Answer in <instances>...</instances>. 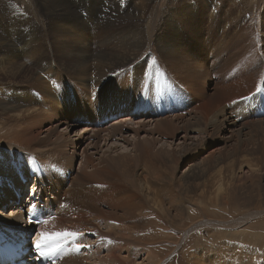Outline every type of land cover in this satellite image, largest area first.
<instances>
[{
    "label": "rangeland",
    "instance_id": "374dc122",
    "mask_svg": "<svg viewBox=\"0 0 264 264\" xmlns=\"http://www.w3.org/2000/svg\"><path fill=\"white\" fill-rule=\"evenodd\" d=\"M43 1V7H46L49 0ZM248 1L202 0V2H196L194 5L196 6L195 9H198L197 4L199 3L200 5L203 4V9L200 10L199 14H196L197 17L199 15L198 19L190 26V29L185 31V34H180L185 26L175 24L176 21L172 19L171 13L162 8L165 0H161V8L156 7V9L152 8L156 6L157 0H150L146 6L147 8L143 11L145 16L142 19L125 20L124 18H119L116 19V22L109 19H112L111 17L116 11L123 10L122 12L125 13L129 6V0H102L100 9H98V13L95 12L94 18H83L82 11L77 14L78 19L76 20L85 19L86 24L89 26L85 31L79 33L78 28L70 27L69 24L68 26L73 31L65 28L61 30L63 26H66L65 23L67 21H62V25L57 26L58 28L56 27V30H53L49 26L41 27V20L37 16L34 17L35 21L39 22L37 24L41 27L39 30L43 34L40 36L41 40L37 43L38 48L40 46L41 48L37 50L36 55L32 56L33 59L26 60L24 57L21 58L23 59L21 60L22 69L36 76L40 75L43 77L44 75H48L46 76L48 78L44 76L42 80L49 85L50 88L48 90L52 88L51 90L57 94H55L57 98L60 97L58 102L62 101L64 103L69 100L68 106H63L64 104L62 103L58 105L61 108L60 113L66 112L65 116L59 117L60 114H58V117L53 121H51L50 117L46 119V116H42L44 118L40 120L41 114L37 112L36 122H34L36 124L34 135L38 137L36 138L44 142L45 139H48V142L45 143L40 141L41 145L34 142L36 145L34 146L35 150H37V153H43L40 156L48 158L50 161L52 160V164L55 165V169L61 175L62 189L59 191L60 193L55 201L56 208H62L65 214L68 212L72 213L77 207L74 200L76 199L79 204L78 207L83 212L93 214L95 218H99L95 223L102 232L105 230L101 229L104 226L116 223L113 219L125 218L118 208L124 205L127 207L128 205L132 208L127 211L133 217L131 219L126 217L129 221L124 222L126 225L132 227L134 235L139 232L144 233L146 240L152 238V241L156 242L154 247L158 250L164 247L160 238L170 236L167 241L172 239V236L176 234L173 231H168V233L161 230L147 231V228H149L147 226H144L143 230L142 227L147 221V218L139 212L143 198L148 197L149 199L153 198L159 201L164 211L163 218H166L163 222L165 227H168L166 225L171 222L176 223L177 228L181 229L179 226V214L173 207V197L176 196L177 198L181 196L188 200L193 199L191 192L185 194L182 190L184 188L187 189L189 184L194 183V180L185 171L194 157L201 154L205 155L211 151H216L215 155L222 151L224 154L231 151L230 145L227 148L224 144V139L221 137L224 136L226 138V135H223L225 131L221 130L224 125L225 120L223 119H225V116L227 115L231 120H234L237 127L242 128V137H238L243 138L244 144L247 141L246 139L251 135L253 140L260 137L258 132L262 129L253 125L259 122V120L264 119V66L261 62L263 60L264 37L261 35L260 29L256 28V23L252 22L249 24L250 21L248 20L244 24L241 19L242 25H248L251 28V38L248 39L250 42H247L246 37L244 38L245 41L235 40L237 43L232 41L230 51L221 52L219 59L216 60V55H213L217 45L223 40L222 36L228 37L231 33V31H228L224 34L225 30L223 29H227V22L232 20L236 15H238V17L236 16L237 18H247V14H243L248 11L247 7L250 3ZM215 2H217L216 6L220 8L218 11L213 7ZM185 5L179 3L173 7V10L177 9L179 12L186 14ZM63 6L64 4L62 8ZM87 6L90 9L97 7L95 5L92 6L90 1L86 4ZM37 11L36 9V14L38 15ZM152 11L156 12L155 24L151 32H148L146 26L151 24L149 16ZM107 12L110 13L108 14ZM261 13L264 16V9ZM58 14L60 16L64 15L61 11H58ZM197 17L195 16L194 18L196 19ZM259 17L260 24L262 22L261 14ZM224 22L227 23L225 26ZM183 24L187 25V23ZM244 26L241 27L244 28ZM183 39L184 42L182 41ZM178 43L182 47L179 52L185 58V63L179 62V57L175 55L173 56L174 58L170 57L173 65H169L167 57L171 52H175L174 49ZM249 44H251L250 47L255 54L258 52L257 59L263 67L261 65L258 66L259 62L255 60V68L258 70V77H261L263 80L259 81L260 85H257L255 88L253 86L245 92L242 90L244 81H239L240 77L238 76L230 77V74L234 70H240L241 67L239 65H230L232 62L237 61V57L243 54L246 49L245 47L248 48ZM174 45L175 47H173ZM163 49L168 51L165 57L162 56L165 53ZM205 54H207V60H205L206 67L199 73L201 77L196 81L198 88L196 87L191 92L190 89L184 87L185 85L182 86L177 77L175 79L174 75H177L178 68L181 66H189L190 62V65H192L195 61H201L200 58H196L197 55L204 60ZM241 57L244 60L247 58L246 56ZM217 60L218 64H216ZM226 60H229V66L225 65ZM151 63L154 64L155 70L150 67ZM83 65L88 66L87 71L84 73L80 72ZM203 71L206 73L204 76ZM260 71L261 73H259ZM23 75L17 78V82L24 81ZM0 80V92L8 94L6 88L8 85H4V79L1 78ZM107 86L112 87L108 89ZM199 89L205 94L204 98L200 97V93L197 92ZM255 89H258L257 92ZM99 96L106 99L109 109L112 110L110 115L115 112V115L112 117L117 116V119H114L112 122L120 119V117L122 118V116L128 115V109L132 108L137 110L135 112L141 113L136 122L142 121V115L150 114L153 120L156 119L155 123H148L146 122L147 118H145L144 122L139 123V128L142 130L141 133H137V128H134L128 133L123 134L124 138L122 140L119 137L122 131L110 127L107 132L97 133V145H88L89 141H86L78 152H75L70 147H65L66 141L63 139L65 136L69 137L65 129L67 126H70L71 123L79 119H93L95 115H101L104 107L97 103ZM102 97L101 100L103 99ZM210 101L213 102L212 110H209V107L205 108ZM55 103L53 105H56ZM35 108L41 112L39 107ZM230 110H235L237 114L231 115L230 113L229 115ZM129 117L133 118L131 114H129ZM37 119L40 121L39 123ZM57 119H68L69 121H67L66 125L65 122L60 123L61 120ZM112 122L104 125L110 126ZM0 123H2V120H0ZM83 123H81L82 128H101L95 125L94 127L89 122ZM252 125L255 127L252 128L253 130L249 128ZM50 127L52 130H50ZM193 127L194 129L198 128L196 131L201 129V132L189 133L188 130H191ZM10 129L12 128L10 127ZM206 130L209 134H207ZM5 132H9L8 128L6 131H2L1 134ZM242 132L248 135H244L245 137H243ZM108 133L112 138L104 144V141L100 140L104 139V135ZM72 135L73 133L70 134V136ZM195 140L197 142H194ZM86 145L92 147L84 149ZM198 148H200L199 153H197ZM31 154L35 155L34 153ZM84 161H87L86 167H83ZM69 162L70 164H68ZM216 164L219 167V163H214V165ZM76 175L82 179L79 185L74 183ZM207 177L209 176L197 179L196 182H206ZM252 180L256 184H264V164L260 166L255 179L251 178L248 173L244 174L243 181ZM30 182H32V179L26 181V183L24 182V186L26 185L27 189L25 190L26 186L23 187L18 192V195H16L19 203L23 202L25 197L27 199ZM110 189L117 194L109 196L112 192ZM76 191L78 192V197L71 198L72 194ZM10 205L11 203L6 205L4 210L6 214H9V209L12 208ZM169 229L173 230L174 227H170ZM100 231L97 230L98 234H101ZM34 232H36L35 228L30 232L29 236H31V239L29 237V242L33 241ZM84 237L85 241L79 244H84V247H80V249L83 248L82 252L86 255L88 253L86 251L87 247L90 248L91 246L86 240L87 236L84 235ZM93 240H95L94 237L90 238V242ZM100 241V243L106 242L110 244V239H107V236L104 235L100 237ZM30 249L31 247L24 250ZM105 254L103 253V256ZM87 258L92 259V261L90 260V264H105L94 259L91 253L88 254ZM139 263H141V260Z\"/></svg>",
    "mask_w": 264,
    "mask_h": 264
},
{
    "label": "bare ground",
    "instance_id": "6f19581e",
    "mask_svg": "<svg viewBox=\"0 0 264 264\" xmlns=\"http://www.w3.org/2000/svg\"><path fill=\"white\" fill-rule=\"evenodd\" d=\"M69 1L71 2L69 3L67 0H49L46 7H43V0H0V79H4L5 82L2 80L4 85H8L6 87L8 94L0 92V117H2L0 119L2 120V123H0V236H3L5 241L9 243L22 240L24 237L27 238L32 228H30L28 224H24L25 214L32 211L33 207H38V209L46 210V221L44 225L36 228L33 241L29 242L31 238L28 239L24 246V249L31 247L30 250H25L27 256L24 257V261L26 264H37L39 262L36 257L38 253L43 257L54 250H59V256L57 262L53 264H90V260L92 261V259L87 258L89 253L92 254L94 259L105 264H264V184H256L253 180L243 181L245 173H248L251 178L255 179L260 170V166L264 164V119H258L259 122L253 124L255 127L262 129L258 132L260 137L253 140L251 135L246 139L247 141L244 144L242 141L243 138H241L242 128L240 129L237 127L234 120H231L226 115L228 118L225 116V119H223L225 120L224 125L221 128V130L225 131L223 135H226V138L224 136L221 137L224 139L226 147L230 145L231 151L225 154L222 153V151L217 155H215L216 151H211L205 155L201 154L192 159L185 171L188 173V176L194 180V183L188 186L185 185L187 189L184 188L185 190L183 189L182 192L185 194L191 192L193 194V199L188 200L181 196L177 198L176 196L173 197V207L179 214V226L181 229L177 228L176 223L171 222H167L168 225L165 223V225L168 226L165 227L163 222L166 218H163L164 211L159 201L153 198L149 199L148 197L143 198L141 209H139V212L147 218L146 224L142 227L143 230L144 226H147L149 227L147 231L161 230L167 233L168 231L176 233L172 236L170 241H167L170 236L160 238L161 243L164 244V247L160 250L154 247L156 242L152 241V238L146 240L142 232L134 235L132 233V227L125 224L124 221H129L126 217L130 219L133 217H131L129 214L130 212L127 211L132 208L128 205L125 207L123 204L124 206L121 205L122 207L118 208L125 218L118 220L113 219L116 223L114 225L104 226V228H101L105 229L102 232L95 223L99 218H95L93 214L83 212L78 207L79 204L76 199H74L78 197L77 191L74 192L71 197L75 200V204L77 205L72 213L68 212L65 214L62 208H56L55 201L60 193L59 191L62 189L61 175L60 172L55 169V165L51 162L52 160L50 161V159L40 156L43 153H37V150H35L34 146L36 145L34 142L41 145L40 141H44L38 140V137L34 135V129L36 127L34 122H36L37 112L41 114L40 120L44 118L42 116H46V119L50 117L51 121L55 120L58 114H60L59 117L65 116L66 112H59L61 108L58 105L62 103V101L58 102L60 97L57 98V94L52 92V88L48 90L50 88L49 85L42 80L45 75L41 77L40 75L36 76L25 72L22 69L21 60L23 59L21 58L24 57L26 60H31L33 59L32 56L36 55L35 53L37 50L41 48V46L38 48L37 43L41 40L40 36L43 35L39 30L42 26H49L53 30H56L57 26L59 27L62 25V21H67L65 23L66 26H63L61 30L65 28L71 31L72 29L70 27L72 26L79 29L78 33L85 31V29L89 28L85 19L87 17L94 18L95 12L100 9V4L102 3V0ZM89 1L92 3V6L95 5L97 7L93 9H90L88 6L86 7ZM149 1L150 0H129V6L125 13L122 12L123 10L116 11L113 13L112 19H108L115 20V22L116 19L119 18H124L125 20L142 19L145 16L143 11L147 8L146 6ZM200 1L202 2V0H165L162 8H165L171 13L172 19L176 21L175 24L185 26V28L182 27L183 30L180 32V34H185V31L190 29V26L198 19L199 15L197 17L196 14H199L201 12L200 10L203 9V4L200 5V3L197 4L198 9H195L196 6L194 5L196 2ZM249 1L250 3L247 7L248 11L243 14H247V18H237L238 15H236L237 17L235 16L232 20L227 22V29H223L225 30L224 34L228 31H231V33L228 37L222 36V42L217 45L213 53V55H216L215 60L219 59L221 52H228L230 47H232V41H245V37L247 38V42L249 41L248 39L251 38L252 34L251 28L248 25L244 26L245 22L248 20L250 21L249 24L252 22L256 23V28L260 29L261 35L264 37V16L261 13L264 9V0ZM160 3L161 0H157L156 6L152 9H156V7L161 8ZM179 3L186 4V14L179 12L177 9L173 10V7ZM63 4L64 6L62 8ZM216 5L217 2H215L213 6L215 7L214 9L217 11L218 9L220 10ZM36 9L38 10V15L36 14ZM58 11L63 12L64 17L60 16ZM80 11H82L81 13L84 15L83 18L85 19L77 21V14ZM155 13V11H152L149 16L151 24L146 26L148 32H151L155 24ZM260 14L262 17V24H259ZM36 16L41 20V27L38 25L39 22H36L34 19ZM195 16L197 17L196 19L194 18ZM241 19L244 22L243 25L241 24ZM183 23H187L188 26ZM227 23L224 22V26ZM241 26H244V28ZM55 32L58 33L57 31ZM180 34L178 33V35ZM182 41L184 42V39ZM235 42L237 43V41ZM250 45L251 44H249L248 48L245 47L246 49L241 55L247 58L244 60L243 57L238 56L237 61L232 62L230 65H239L241 67L240 70H234L230 74V77H240L239 81H244L242 90L245 92L250 90L253 86V88H255L257 85H260L259 81L263 80L261 77H258V70L255 68V60L258 61V52L255 54ZM173 47H175V45ZM181 49L182 47L178 43L177 47L174 49L176 53L173 51L168 55L167 63L169 65H173L170 57L175 55L179 57V62L181 61L182 64L185 63V58L181 56L179 52ZM163 51L165 53L162 56H167L168 51L165 49H163ZM262 54L263 60L261 62L264 66V50ZM206 55L207 54H205L204 60L197 55L196 58H200L201 61H195L192 65H190V62L189 66H181L178 68L177 75H174L175 79L177 77L180 84H182V86L185 85L184 87L190 89L191 92H193L196 87L198 88L196 81L201 77L199 76L200 71L206 67ZM226 61L225 65L229 66V60ZM218 63L217 60L216 64ZM150 65V67L155 70L154 64L151 63ZM259 65H261L260 62L258 63V66ZM87 69L88 66L83 65L80 72L84 73ZM261 71L259 73H261ZM45 72L47 73V71ZM51 73L53 72L51 71ZM205 74V71H203V76ZM21 75H23L24 81L17 82V78ZM46 76L45 78H48ZM111 87L112 86H107L108 89H111ZM197 92L200 93V97H205V94L200 89ZM101 97L102 96H99L97 102L104 107L103 110L101 109L102 113L100 117L110 118L115 115V112L110 115L112 110L109 109L106 99L102 97L103 99L101 100ZM52 102H56V105H53ZM212 103L213 102L210 101L205 108L209 107V110H212ZM62 104H64L63 106H68L69 100ZM35 107H39L41 112ZM135 111L137 110L129 108L128 115L115 120L110 126L103 125L99 129L82 128L81 123H92L93 119H79L71 123L70 126L65 128L66 134H68L69 137H64L62 135L64 137L63 140L66 141L65 147H70L75 152H78L86 141H89L88 145H97V133L107 132L110 127L122 131L119 136L121 138L120 140H122L124 138L122 135L134 128H137V133H141L142 130L139 128V123L144 122L145 118H147L146 122L155 123L156 119L153 120L150 114L142 115V121L136 122L141 113ZM230 113L231 115L237 114L235 110H230L229 115ZM129 114H131L133 118H130ZM57 120H61L60 123L65 122L66 125L67 121H69L68 119ZM37 122L39 123L40 121L37 119ZM95 122L101 124L98 120H95ZM253 125L249 126V128H255ZM10 127L12 129H10ZM7 128L9 132L1 134V132L4 130L6 131ZM170 129L169 131H171ZM196 129L198 130V128ZM196 129L193 127L188 131L189 133L201 132V129H199V131H196ZM50 130H52V128ZM72 133L73 135L70 136ZM207 134H209L208 131ZM244 135L248 134L243 133V137H245ZM104 136L105 138L100 140L104 141V144L112 138L109 133ZM196 140L194 142H197ZM45 142H48V139H45ZM137 146L139 147V145ZM86 147L92 146L86 145L84 149ZM199 150L200 148L197 149V153H199ZM64 153L66 152L64 151ZM214 163H219V167L217 164L214 165ZM68 164H70V162ZM86 165L87 161H84L83 167H86ZM207 175L209 177L206 178V182H196L197 179ZM31 179L32 182L29 183L28 188L29 195L27 194V197L30 196V199H28V202L24 200L17 205L16 202H18V200L16 195H18L20 189L26 186H24V182L26 183V181ZM81 180L82 179L78 175L74 177V183H77V185L80 184ZM26 189L27 186L25 187V190ZM110 190L112 191V189ZM113 194L117 193L112 191L109 196ZM145 195L149 196L148 194ZM8 203H11L10 206L12 208L9 209V214H6L4 210ZM20 208L25 210L22 209V211ZM170 227H174V229L171 230L169 229ZM97 230H99L101 234H98ZM84 235L87 236L86 240L91 246L90 248L87 247L88 249L86 248L88 252L86 255L82 252L83 248L80 249V247H84V244H79L85 241ZM102 235L110 239V244L106 242L100 243V237H102ZM92 237H94L95 240L90 242V238ZM20 245H22V241H20ZM38 247L41 248L40 251L37 252L36 249ZM105 248L107 249L105 250ZM103 253L106 254L103 256ZM31 257L33 259L32 262ZM140 260L141 263H139Z\"/></svg>",
    "mask_w": 264,
    "mask_h": 264
}]
</instances>
